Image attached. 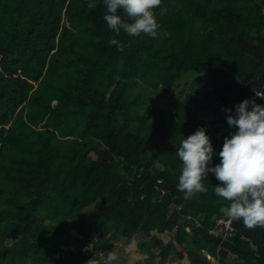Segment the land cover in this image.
<instances>
[{"label": "trees", "instance_id": "trees-1", "mask_svg": "<svg viewBox=\"0 0 264 264\" xmlns=\"http://www.w3.org/2000/svg\"><path fill=\"white\" fill-rule=\"evenodd\" d=\"M160 8L152 38L116 34L104 0H0V264H103L133 236L148 264L186 253L189 264H213L204 249L221 264H264V227L235 220L225 240L220 181L209 173L208 191L185 199L176 154L205 127L209 167L220 163L236 129L218 136L200 113L217 99L234 115L264 86V0ZM192 72L211 90L200 100L174 93ZM95 224L96 252L84 247Z\"/></svg>", "mask_w": 264, "mask_h": 264}, {"label": "clouds", "instance_id": "clouds-1", "mask_svg": "<svg viewBox=\"0 0 264 264\" xmlns=\"http://www.w3.org/2000/svg\"><path fill=\"white\" fill-rule=\"evenodd\" d=\"M162 0H104L106 13L104 20L116 34L121 30L132 37L141 34L155 38L161 25L155 9L160 8ZM96 8L95 3L88 5ZM165 9L160 8L163 16ZM109 46L123 51L117 39H110ZM264 98V91L255 90ZM230 113L231 109H225ZM227 122L236 129L230 138H225L219 152L220 163L209 167L213 160L214 148L205 127L181 141L176 152L182 162L178 191L190 199L198 193H206L205 181L213 173L220 185L215 186L217 197L229 202L220 211L231 220H242L249 228L264 227V105L254 99H245L236 105V115H228ZM133 236L129 248H135ZM208 252V251H207ZM87 264H99L94 259ZM103 264H120L116 252H108Z\"/></svg>", "mask_w": 264, "mask_h": 264}, {"label": "rangeland", "instance_id": "rangeland-1", "mask_svg": "<svg viewBox=\"0 0 264 264\" xmlns=\"http://www.w3.org/2000/svg\"><path fill=\"white\" fill-rule=\"evenodd\" d=\"M200 76L202 77L201 73L198 72H192L186 78H182L180 81L179 88L174 89V93L179 95L180 90H186V92H189L191 95H194L196 99L201 98L204 96V94L207 92L210 93V89L204 85L201 80H197V78ZM200 100V99H198ZM214 101L213 104L209 105V108L207 110H203L202 113H200V116L202 118H205L209 124V128L211 131L215 132L218 136H220L221 132L224 131L225 128L228 127V122H227V116L228 114L223 116L222 112L219 109L215 108V103H218V100H212ZM94 155H96L94 153ZM98 226L95 224L92 228V238L90 241H88L85 244V248L96 252L97 248L99 246L98 243V238H99V231H98ZM190 229V228H188ZM76 234L74 237H72V240H76L77 237H81L82 234L80 233H74ZM159 235L157 231L152 232V236L148 237L147 240L151 243L153 241V238ZM165 240H173V236L171 237H164ZM9 245H11L9 241H7ZM127 242L123 240H118L115 243L114 249L112 252H116L118 256L120 257V264H148L147 262V254L142 253V251L139 250L138 245H136L135 248H129ZM177 250L181 251L183 249V245L177 244ZM157 251V250H156ZM207 251L204 249L202 251L203 254H205ZM94 253L91 252V255ZM100 256L104 259L105 258V253L100 252ZM160 257H156L155 261H159ZM213 260H218V258H213ZM212 260V262H213ZM190 259L188 258L187 253L185 254V257L180 259L177 255L170 256L166 264H189ZM37 264H40V261L37 262Z\"/></svg>", "mask_w": 264, "mask_h": 264}, {"label": "built area", "instance_id": "built-area-1", "mask_svg": "<svg viewBox=\"0 0 264 264\" xmlns=\"http://www.w3.org/2000/svg\"><path fill=\"white\" fill-rule=\"evenodd\" d=\"M258 91H264V86L262 87V88H260V89H258ZM255 99V98H259V96H257L256 95V92L253 94V96H251V97H245V98H243L242 100H241V102H243L245 99ZM240 102V103H241ZM233 114L234 115H236V109H234L233 110ZM235 220H229L226 216L224 217V216H222V217H219L218 218V222L219 223H222L223 224V226H224V230H223V235H224V238H225V240L226 239H228L229 237H232V235H233V232H234V230H235V227H234V225H233V222H234ZM205 255L207 256V258L209 259V260H213V258L215 259V257L214 256H212L209 252H206L205 253ZM219 260V259H218ZM213 264H221L220 263V261H217V260H213Z\"/></svg>", "mask_w": 264, "mask_h": 264}]
</instances>
